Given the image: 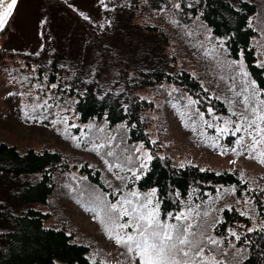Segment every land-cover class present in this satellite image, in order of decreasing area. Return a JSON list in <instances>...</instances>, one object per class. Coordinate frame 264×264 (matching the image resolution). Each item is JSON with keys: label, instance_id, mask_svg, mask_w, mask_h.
I'll return each mask as SVG.
<instances>
[{"label": "trees", "instance_id": "trees-1", "mask_svg": "<svg viewBox=\"0 0 264 264\" xmlns=\"http://www.w3.org/2000/svg\"><path fill=\"white\" fill-rule=\"evenodd\" d=\"M40 1L50 35V52L47 56L25 52L22 57L30 66L33 62L39 77H47V83L55 84L57 89L73 97V110L80 121L93 119L104 123L107 120L110 126L126 124L125 131L130 141L141 140L151 148L153 160L149 163L148 172L136 183L142 191L151 187L159 189L162 216L184 207L189 202L190 190L193 192L190 201L200 202L221 187L235 185L240 189L246 186L234 171H218L193 162L176 164L169 155L156 151L160 146L156 141L153 143L146 130L149 120L145 112L153 103L140 97L139 90L156 89L163 82L172 83L198 100L195 105L201 111L209 106L224 111L225 106L221 99L210 96L191 71L176 68L175 55L168 51L167 39L156 30V26L132 21L131 10L137 0H128L126 6L118 8L120 25L114 26L92 24L65 0ZM189 3L192 8L187 7ZM182 7L181 13L199 15L214 35H228L226 44L231 57L238 58L243 50L251 78L264 86V67L255 63L258 59L252 43L256 31L249 21L257 9L255 0H182ZM57 19L63 20L61 24L70 19L78 23L83 40L86 39L83 49L89 45L98 54L88 57L82 53L75 57L74 40L58 33ZM8 29L7 26L1 30L0 35L6 34ZM112 32L117 34L118 43L113 44L104 37ZM147 34L162 37L146 46L141 37H147ZM134 35L137 37L132 39ZM127 51H132L129 55H139L143 61L129 64L119 55ZM66 163L65 154L58 148L27 147L22 150L0 138V264H50L55 260L60 264H93L88 257L87 244L75 241L64 227L46 223L52 212L42 207L62 212L61 200L69 193L68 187L54 177L56 172L68 174ZM82 170L88 172L90 178L100 181L99 169L84 162ZM177 191L179 196L175 195ZM248 192L256 198L252 202L257 218L241 215L242 210L229 201L232 209H225V221L214 229L216 233L226 235L225 229L229 225L252 227L256 221L264 223V189L253 187ZM196 205L205 206L201 203ZM238 230L244 233L242 239L235 241L231 238L232 242L242 245L241 255L237 256V263L230 264H264V231Z\"/></svg>", "mask_w": 264, "mask_h": 264}, {"label": "rangeland", "instance_id": "rangeland-1", "mask_svg": "<svg viewBox=\"0 0 264 264\" xmlns=\"http://www.w3.org/2000/svg\"><path fill=\"white\" fill-rule=\"evenodd\" d=\"M255 1L257 9L250 21L256 31L252 43L257 59L264 61V0ZM67 2L74 9L90 17L88 20L92 24L114 26L120 25L118 8L126 6L128 0H103L104 3L116 5V8L109 7L108 9L101 6L100 0H67ZM173 3L174 0H137L134 9L131 10L132 21L135 24L150 23L156 26V30L161 31L167 39L165 45L168 51H173L175 55L176 68L191 71L200 79L211 97L219 98L224 102L225 110H216V113L221 117L236 119L237 117L229 111V108L243 111L242 98L235 95L243 87L239 74L234 73L226 65L220 66L225 57L216 58L205 51L206 48L212 51L211 44L217 42L206 35L209 27L201 17L181 13L180 10L172 8ZM162 7L165 9L164 12L159 11ZM172 19L177 22L172 23ZM62 21L56 20L57 31L62 36H69L74 40L73 55L75 57H79L82 53L88 57L98 54L92 51L89 45L83 49L82 45L86 39L83 40L82 28L78 23L73 19L68 22L64 20L65 23L61 24ZM7 26L9 27L7 33L0 35V51L2 52L0 57V138L14 143L22 150L27 147L35 149L48 147L62 151L67 158L68 174L56 172L54 177L61 185L68 187L69 193L61 200L62 212L57 209L51 210L46 206L42 207L52 212L46 223L55 227H64L71 232L75 241L87 244L89 246L88 257H96L95 261L92 260L93 264H100L101 261L106 264H127L125 250L106 235L99 220L93 219L96 213L89 207L92 203L93 191L107 194L109 198L114 199L113 189L119 186V182L114 180L112 173L104 164L102 156L88 147L89 137H82V130L90 134L95 132V129L85 127L89 121L97 126L103 122L97 123L93 119L80 121L73 110V97L61 89L52 87V84L47 83L43 76L39 77L33 67V62L30 66L22 57V53L25 52H35L41 56H47L50 52V35L45 26L44 8L41 1L18 0ZM137 35H134L132 39H135ZM104 37L113 44L118 43L115 32L109 33L108 36L104 35ZM161 37V35L147 34V37L142 36L141 38L148 46ZM116 52L119 53L118 49ZM131 53L132 51L120 52L119 55L129 64L143 61L139 55H129ZM236 76L237 80H235ZM37 83L42 85V88L38 89ZM233 83L236 85L234 89ZM21 93L24 94L21 95ZM139 95L153 103L152 107L145 112L149 120L146 130L152 141H156V144L160 146L156 150L158 153L169 155L176 164L193 162L218 171H234L246 185L237 189L235 193L225 192L226 187H221L217 190L221 193L220 199H216V191L201 199L200 202L189 201L184 204V207H193L195 211V206H198L196 204L205 205L203 208L199 207L201 218H203L204 210L210 207L220 208L225 203L233 201L235 206L242 211H250L256 219L253 202L247 205L242 199L244 195L250 196L249 192L245 193V188L249 191H252L253 187L264 189V164L255 158V154L249 157L246 152H241L237 156L228 151L229 146L236 147L235 136L231 133L220 139L219 143L225 145L223 149L213 146L211 137L216 135L215 129L202 125L199 116L195 114V110L198 109L196 105L189 106L187 103V97L190 95L176 85L163 82L160 83L159 88L139 90ZM37 97L47 100L49 106L47 111L43 108H33V104L39 102ZM25 106L28 111L27 117L24 115ZM62 109H68V125L71 127L63 123L65 113L61 111ZM199 111L205 113L206 119H211L207 109ZM41 115L44 117L43 120L39 119ZM30 117H36V119ZM54 120L57 122L54 123ZM193 121H196L195 125ZM120 124L123 123L117 125ZM117 125H106V135L116 137L113 146L120 145L117 151L123 147L130 148L132 145L139 144L141 140L130 141L125 129H118ZM66 127L67 133L65 132ZM204 129L207 131L205 132ZM73 136L79 141V146H77V141L72 139ZM84 162L87 166L91 165L94 169H99L100 181L97 182L90 178L88 172L82 170ZM116 172L123 175L118 169ZM74 176L77 179H73ZM81 177H87V180H82ZM135 184L137 186L136 181ZM209 198H211V205L207 203ZM238 199L239 203H237ZM60 213H62L61 216ZM256 223L260 221L254 222ZM212 232L215 235H224L214 230ZM225 239L232 240L227 235ZM233 244L235 247L227 252L223 251L226 245L219 250H212L217 259L223 257L222 264L224 260L228 264L238 262L236 250L241 249L242 245L236 242Z\"/></svg>", "mask_w": 264, "mask_h": 264}, {"label": "snow or ice", "instance_id": "snow-or-ice-1", "mask_svg": "<svg viewBox=\"0 0 264 264\" xmlns=\"http://www.w3.org/2000/svg\"><path fill=\"white\" fill-rule=\"evenodd\" d=\"M17 3L18 0H0V30L6 28L14 14ZM100 3L104 9L116 8L115 4L110 5L104 3L103 0H100ZM187 7L192 8L193 5L189 3ZM172 8L183 11L182 0H174ZM159 11L164 12L165 9L162 7L159 8ZM79 15L85 17V19H90L82 11L79 12ZM186 15H191V13H186ZM249 21H251V18H249ZM176 22L175 19H172V23ZM41 23H44V21H41ZM206 35L212 37L217 43L211 44L212 51L207 48L205 51L216 58L225 57L220 66L224 67L226 65L240 76L243 87L235 95L242 98L243 111L229 108V111L237 117L234 120L221 117L211 106L207 108L211 119H206L205 113L200 112L199 109L195 110V114L199 116L202 125L215 129L216 135L211 137L213 146H219L223 149L225 145L220 144L219 141L222 137L231 133L235 136L236 147L229 146L228 151L237 156L241 152H246L249 157L255 154V158L261 164H264V86L259 84L256 79L251 78V74L246 67L243 50L239 52L238 58L233 59L231 57L230 49L226 44L229 39L228 35L216 36L210 29L207 30ZM255 63L264 67V61L256 60ZM36 87L40 89L42 85L37 83ZM52 87L55 88L56 85L54 84ZM232 87L234 89L236 85L233 83ZM23 94L21 93V95ZM213 95L215 94L213 93ZM37 99L39 102L34 103L33 108H43L47 111L49 109L47 100L39 97ZM198 102L191 96L187 97L189 106ZM124 107L127 110V105ZM61 111L65 113L63 123L67 127H71V125H68V109H62ZM181 114L183 115V113ZM24 115L28 116L27 106H25ZM57 116L59 117V113H57ZM30 118L36 119V117ZM39 119L43 120L44 117L41 115ZM53 122L56 123L57 121L54 120ZM107 123L108 121L105 120L103 124L97 126L89 121L85 127L95 129V132L90 134L82 130V137H89L88 147L102 156L104 164L107 166L108 171L112 173L114 180L119 182V186L113 189L114 199L109 198L107 194L93 191L92 203L89 207L96 213L93 219L99 220L106 235L113 239L116 245L125 250L127 264H221L223 257L217 259L212 250H219L226 245V247H223V251L227 252L235 245L231 239L226 240L225 235H215L212 230L222 226L225 221L223 213L225 209H232V205L225 203L220 208L210 207L203 211V218H201L199 206H195V211L193 207L185 206L178 211H168L166 217L162 216L161 200L158 196L159 189L151 187L147 191H141L135 184V181L140 180L147 174L149 163L153 160L152 150L143 141H140L139 144L132 145L130 148L123 147L120 151H117L120 145L113 146L116 137L106 135ZM192 123L195 125L196 121ZM67 127L65 128L66 133ZM127 127L126 124L117 125L118 129ZM204 131L207 130L204 129ZM238 133H242V135H238ZM72 139L76 140L77 146H79L77 138L73 136ZM129 165L131 166L129 167ZM117 169L123 175L118 174ZM241 176H243V173H241ZM73 179H77V177L74 176ZM80 179L87 180V177H81ZM224 191L235 193L237 187L231 185ZM244 191L247 193L249 190L245 188ZM175 195L179 196L180 193L177 191ZM192 195L193 192L190 190L188 194L189 201ZM215 195L216 199H220L221 193L219 191ZM242 199L245 204L250 205L252 200L256 198L244 195ZM239 202L238 199L237 203ZM207 203L211 205V198ZM210 213H212L211 216ZM241 215L255 219L248 210L242 211ZM240 228H244L247 232H254L257 229L264 231V223H256L252 227L240 224L229 225L225 229V233L235 241H240L244 235L243 232L238 230ZM236 255H241L240 248H237ZM90 260L95 261L96 257L91 256ZM50 264H60V262L55 260L51 261ZM100 264H106V262L101 261ZM223 264H228V262L224 260Z\"/></svg>", "mask_w": 264, "mask_h": 264}, {"label": "water", "instance_id": "water-1", "mask_svg": "<svg viewBox=\"0 0 264 264\" xmlns=\"http://www.w3.org/2000/svg\"><path fill=\"white\" fill-rule=\"evenodd\" d=\"M1 31V30H0Z\"/></svg>", "mask_w": 264, "mask_h": 264}]
</instances>
